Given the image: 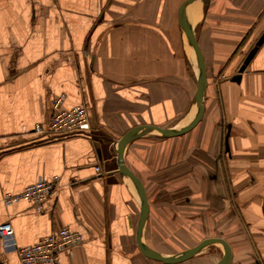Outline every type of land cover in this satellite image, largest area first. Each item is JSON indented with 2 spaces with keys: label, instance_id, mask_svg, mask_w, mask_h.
<instances>
[{
  "label": "crops",
  "instance_id": "1",
  "mask_svg": "<svg viewBox=\"0 0 264 264\" xmlns=\"http://www.w3.org/2000/svg\"><path fill=\"white\" fill-rule=\"evenodd\" d=\"M184 1L0 0V224L18 246L66 228L82 244L59 264H163L137 247L139 204L115 150L131 128L179 129L196 114L198 70L177 23ZM184 19L205 66L203 115L183 135L140 132L125 146L149 205L143 238L171 255L220 237L231 264H264V0L196 2ZM58 96L63 109L85 106L89 130L32 132ZM53 177L40 211L1 200ZM210 247L178 264H215ZM0 264H19L1 240Z\"/></svg>",
  "mask_w": 264,
  "mask_h": 264
},
{
  "label": "built area",
  "instance_id": "2",
  "mask_svg": "<svg viewBox=\"0 0 264 264\" xmlns=\"http://www.w3.org/2000/svg\"><path fill=\"white\" fill-rule=\"evenodd\" d=\"M62 101L63 96L53 99V113L48 124L44 127L36 124L32 130L33 133L48 140L66 138L89 130V119L85 106L78 105L63 109ZM94 169L96 173H101L99 167ZM57 180V177L49 180L39 178L19 193H4L1 200L5 205L28 202L34 209L40 211L56 188ZM0 240L4 251L12 250L16 253L19 264H59L63 253L71 252L82 244V238L78 233L60 228L39 239L33 245L20 247L15 242L12 226L8 222L0 224Z\"/></svg>",
  "mask_w": 264,
  "mask_h": 264
},
{
  "label": "water",
  "instance_id": "3",
  "mask_svg": "<svg viewBox=\"0 0 264 264\" xmlns=\"http://www.w3.org/2000/svg\"><path fill=\"white\" fill-rule=\"evenodd\" d=\"M206 1L207 0H185L180 4L177 11L178 27L182 31V33L186 36V38L190 43V46L194 53L195 63L198 70L196 91L194 95V102L197 107L195 116L186 126L179 129L161 128L154 125H140L131 128L118 140L115 150L117 156V172L122 176V178H124L130 184L139 204V216L135 230V240L137 247L140 253L144 257L150 260L161 262L163 264H178L184 262L203 253L210 246L219 247L222 253L220 259L215 264H231V257H232L231 248L229 244L220 237L205 238L200 242H198L195 246L171 255L161 254L151 249L145 243L143 238V231L149 214V205H148L145 189L143 187L141 180L124 164V159H123V153L126 144L129 141H131L140 132L147 133L154 131L163 137L171 138L187 133L200 121L203 115V97L206 88L205 66L199 47L193 35V32L185 22L184 11L187 8V6H189L190 4L196 2L204 3ZM249 57H247L246 61L242 64V66L239 69V72L243 71Z\"/></svg>",
  "mask_w": 264,
  "mask_h": 264
},
{
  "label": "rangeland",
  "instance_id": "4",
  "mask_svg": "<svg viewBox=\"0 0 264 264\" xmlns=\"http://www.w3.org/2000/svg\"><path fill=\"white\" fill-rule=\"evenodd\" d=\"M183 231H188V233H189V231H193V228H192V223L189 221V219H183ZM187 233H183L182 235H181V239H183V241L185 242L187 239H191V238H195L196 236L194 235V234H192V235H190V234H188V235H186ZM182 243L183 245H182V247H185L186 246V244L185 243ZM185 245V246H184ZM210 250H211V254H216V255H218L217 253V251H219L220 252V255H222V253H221V251H220V248L219 247H214V246H212V247H210ZM221 257V256H220ZM220 259V258H219Z\"/></svg>",
  "mask_w": 264,
  "mask_h": 264
},
{
  "label": "bare ground",
  "instance_id": "5",
  "mask_svg": "<svg viewBox=\"0 0 264 264\" xmlns=\"http://www.w3.org/2000/svg\"><path fill=\"white\" fill-rule=\"evenodd\" d=\"M192 52V51H191ZM194 57V56H193Z\"/></svg>",
  "mask_w": 264,
  "mask_h": 264
}]
</instances>
